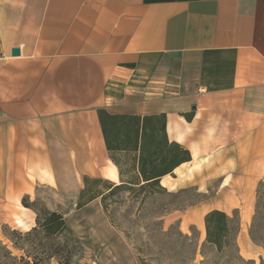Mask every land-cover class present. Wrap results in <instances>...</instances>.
I'll return each instance as SVG.
<instances>
[{
	"label": "crops",
	"instance_id": "1",
	"mask_svg": "<svg viewBox=\"0 0 264 264\" xmlns=\"http://www.w3.org/2000/svg\"><path fill=\"white\" fill-rule=\"evenodd\" d=\"M99 108L166 113L192 159L160 183L217 181L195 208L202 235L209 211L237 210L247 246L264 181V0H0V203L79 192L84 176L118 183Z\"/></svg>",
	"mask_w": 264,
	"mask_h": 264
},
{
	"label": "rangeland",
	"instance_id": "2",
	"mask_svg": "<svg viewBox=\"0 0 264 264\" xmlns=\"http://www.w3.org/2000/svg\"><path fill=\"white\" fill-rule=\"evenodd\" d=\"M103 185L91 184L94 191L104 190ZM217 185L211 181L207 193L194 186L149 195L123 189L106 195L103 203L99 197L81 208L76 186L74 191L39 186L18 205L0 203V264H26L22 256L32 264V256L37 264H64L56 255L42 253L27 235L44 210L61 212L81 241L68 264H264V181L256 188L254 212L243 228L247 246L238 238L239 213L232 210L227 214L233 231L220 250L202 235L195 212L214 196ZM24 198L31 212L23 209Z\"/></svg>",
	"mask_w": 264,
	"mask_h": 264
},
{
	"label": "trees",
	"instance_id": "3",
	"mask_svg": "<svg viewBox=\"0 0 264 264\" xmlns=\"http://www.w3.org/2000/svg\"><path fill=\"white\" fill-rule=\"evenodd\" d=\"M97 112L109 157L118 167L120 180L117 183L102 177L84 176L78 208L99 197L103 203L106 195L123 189L134 194L144 191L145 195L165 191L167 188L160 183L161 177L173 174L176 167L192 159L189 149L169 140L166 113L141 116L111 113L105 108H99ZM97 182L104 184L105 189L94 191L91 184ZM23 204L33 208L26 198ZM204 221L206 241L222 249L233 231L232 217L225 211L213 209L205 215ZM27 235L36 241L42 253L49 258L56 255L64 264L70 262L73 252L81 244L64 215L56 210L38 213L37 225ZM46 241H51L47 248ZM32 257L37 264V256ZM22 260L32 264L24 256Z\"/></svg>",
	"mask_w": 264,
	"mask_h": 264
},
{
	"label": "water",
	"instance_id": "4",
	"mask_svg": "<svg viewBox=\"0 0 264 264\" xmlns=\"http://www.w3.org/2000/svg\"><path fill=\"white\" fill-rule=\"evenodd\" d=\"M12 55H20V49L18 47L12 48Z\"/></svg>",
	"mask_w": 264,
	"mask_h": 264
},
{
	"label": "bare ground",
	"instance_id": "5",
	"mask_svg": "<svg viewBox=\"0 0 264 264\" xmlns=\"http://www.w3.org/2000/svg\"><path fill=\"white\" fill-rule=\"evenodd\" d=\"M113 171V170H112ZM115 173V172H114Z\"/></svg>",
	"mask_w": 264,
	"mask_h": 264
}]
</instances>
